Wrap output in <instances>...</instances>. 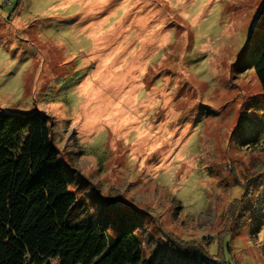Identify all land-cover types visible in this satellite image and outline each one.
Returning <instances> with one entry per match:
<instances>
[{
	"label": "rangeland",
	"instance_id": "obj_1",
	"mask_svg": "<svg viewBox=\"0 0 264 264\" xmlns=\"http://www.w3.org/2000/svg\"><path fill=\"white\" fill-rule=\"evenodd\" d=\"M263 49L264 0H0V107L50 115L113 235L264 264Z\"/></svg>",
	"mask_w": 264,
	"mask_h": 264
},
{
	"label": "trees",
	"instance_id": "obj_2",
	"mask_svg": "<svg viewBox=\"0 0 264 264\" xmlns=\"http://www.w3.org/2000/svg\"><path fill=\"white\" fill-rule=\"evenodd\" d=\"M262 57L256 72L264 90V49ZM262 176L250 179L246 195ZM75 178L66 175L49 114L0 107V264H235L224 250L212 256L211 242L169 231H147L146 241L142 229L113 235L86 191L72 189Z\"/></svg>",
	"mask_w": 264,
	"mask_h": 264
}]
</instances>
